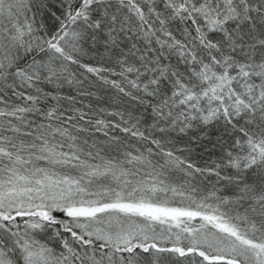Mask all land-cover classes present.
<instances>
[{"label":"snow or ice","instance_id":"snow-or-ice-1","mask_svg":"<svg viewBox=\"0 0 264 264\" xmlns=\"http://www.w3.org/2000/svg\"><path fill=\"white\" fill-rule=\"evenodd\" d=\"M0 264H264V0H0Z\"/></svg>","mask_w":264,"mask_h":264}]
</instances>
